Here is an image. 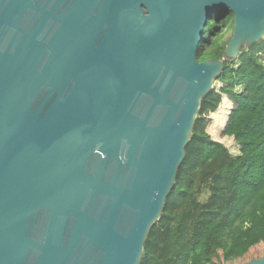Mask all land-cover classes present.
I'll list each match as a JSON object with an SVG mask.
<instances>
[{
	"label": "water",
	"instance_id": "water-1",
	"mask_svg": "<svg viewBox=\"0 0 264 264\" xmlns=\"http://www.w3.org/2000/svg\"><path fill=\"white\" fill-rule=\"evenodd\" d=\"M263 39L264 0H0V264H139L201 99Z\"/></svg>",
	"mask_w": 264,
	"mask_h": 264
},
{
	"label": "trees",
	"instance_id": "trees-1",
	"mask_svg": "<svg viewBox=\"0 0 264 264\" xmlns=\"http://www.w3.org/2000/svg\"><path fill=\"white\" fill-rule=\"evenodd\" d=\"M233 24L231 11L208 19L198 60L222 58ZM263 58L264 39L223 60L215 79L221 85L201 99L175 183L148 231L139 264H230L245 258L244 264L264 255ZM223 96L234 105L229 112L223 102L215 122L226 120L222 133L238 145L236 155L207 131V116Z\"/></svg>",
	"mask_w": 264,
	"mask_h": 264
},
{
	"label": "rangeland",
	"instance_id": "rangeland-1",
	"mask_svg": "<svg viewBox=\"0 0 264 264\" xmlns=\"http://www.w3.org/2000/svg\"><path fill=\"white\" fill-rule=\"evenodd\" d=\"M226 33H227L226 35H228L229 32H226ZM259 56L262 57V55H259ZM263 60H264V58H263ZM220 85H221V83L217 82L216 80L213 83V87L216 88V89H218L220 87ZM223 102L227 104V106L229 108L228 109L229 112H230V110L232 109V107L234 105L232 103V101L229 100V98H227L226 96H223L222 97V101H221L219 107L217 108V110L215 112H211L207 116V119H208L207 131L209 132V134L213 138H215V139L218 138V139L224 141L225 142L224 144L228 147V149L231 152V154L236 155L238 153V145L236 144V142L233 140L232 137L223 136V133H222V129H223V126H224L226 120H225L224 123H221V121L220 122H215L216 118L218 117L216 115H219L218 112H219L220 107H221ZM213 130L215 131V133H214ZM245 261H246L245 258H241V259H237V260L232 261L230 264H242Z\"/></svg>",
	"mask_w": 264,
	"mask_h": 264
},
{
	"label": "crops",
	"instance_id": "crops-1",
	"mask_svg": "<svg viewBox=\"0 0 264 264\" xmlns=\"http://www.w3.org/2000/svg\"><path fill=\"white\" fill-rule=\"evenodd\" d=\"M214 131V130H213ZM214 133H215V131H214ZM213 135V134H212ZM214 136V135H213ZM213 138V137H212ZM215 139V138H214ZM216 140H218V141H221V142H223V143H225L224 141H222V140H220V139H218V138H216Z\"/></svg>",
	"mask_w": 264,
	"mask_h": 264
}]
</instances>
